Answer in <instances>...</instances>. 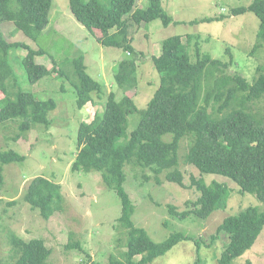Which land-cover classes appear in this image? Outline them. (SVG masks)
I'll list each match as a JSON object with an SVG mask.
<instances>
[{
  "label": "trees",
  "instance_id": "trees-1",
  "mask_svg": "<svg viewBox=\"0 0 264 264\" xmlns=\"http://www.w3.org/2000/svg\"><path fill=\"white\" fill-rule=\"evenodd\" d=\"M137 1L69 0V6L83 27L102 33L98 40L103 46L138 55L131 37L134 27L139 29L155 20L168 27L175 21L165 11L162 0H148L143 9L136 7ZM52 4L53 0H0V126L7 128L10 127L7 122L21 120L17 128L10 130L17 133L13 138L16 142L36 126H43V131L51 128L54 122L50 115L57 109V102L53 98L39 100L33 93L22 90L12 64L17 61L28 82L36 84L51 74L47 66L36 60L48 56L47 51L42 47L34 49L26 42H9L1 25L13 23L18 31L40 46L39 37L50 23ZM246 12L255 14L260 21L257 42L252 48L255 53L264 47V0H253L248 7L238 8L234 15ZM220 20L206 18L190 24ZM187 39L185 45L181 36L170 37L164 42L161 57L153 59L160 85L146 109L141 111L137 127L125 140L127 117L138 111L133 99L127 96L119 99L114 92L109 93L104 111L97 112L90 124L79 125L78 152L72 172L99 173L103 183L118 194L123 206L119 221L128 230L126 251L122 259L111 257L110 264H149L180 242L193 240L183 233H174L163 242H154L145 229L134 225L135 207L124 189L125 167L130 163L167 172L166 180L185 187L183 173L176 168L180 141L184 137L190 142L187 165L194 166L201 174L227 177L238 185L241 194H253L264 202V104L261 105L264 66L257 68L256 78L250 83L237 72L227 73L228 63L202 55L198 35H188ZM193 43L196 61L190 55ZM20 50L27 51V55L13 58L11 53ZM73 64L76 80L62 69L58 76L74 79L76 105L82 110L93 102L94 93L101 95V88L87 73L82 57L76 58ZM119 68L121 71L115 78L119 89L137 85L138 67L133 60L121 63ZM166 135L173 136L165 141ZM24 159L14 150L0 149V186L4 182V167ZM191 187L198 192L197 200L191 202L193 208L183 212L172 206L169 209L179 220L189 217L195 221L206 220L215 211L225 209L228 189L224 183L207 184L203 177L194 176ZM25 202L47 221L64 211L61 187L43 177L30 183ZM263 229L264 212L254 207L225 218L217 228L218 236L225 235L228 239L219 264H234L254 246ZM9 240L13 245V264H48L52 251L44 240L25 242L14 235ZM136 258L140 259L136 261Z\"/></svg>",
  "mask_w": 264,
  "mask_h": 264
},
{
  "label": "rangeland",
  "instance_id": "rangeland-1",
  "mask_svg": "<svg viewBox=\"0 0 264 264\" xmlns=\"http://www.w3.org/2000/svg\"><path fill=\"white\" fill-rule=\"evenodd\" d=\"M252 2L253 0H162L165 11L176 23L165 27L163 22L155 20L139 29L134 27V35L131 37L138 55L103 46L98 40L102 33L83 27L73 16L69 0H53L50 23L39 37L40 46L22 31H18L13 23L1 25L9 42H26L34 49L42 47L47 51L48 56H40L36 60L47 66L51 74L36 84L28 82L17 61L14 60L12 64L22 90L33 93L39 100L53 98L57 102V109L50 115L54 123L44 131L43 126H36L16 142L13 138L17 133L10 130L17 128L21 120L7 122L10 125L7 128L5 125L0 126V149L14 150L25 157L18 164L12 163L4 167V182L0 186L1 264L15 262L13 245L9 240L11 235L25 242L31 239L44 240L52 251L48 264H110L111 257L122 259V254L126 251L128 230L119 221L123 211L120 197L103 183L99 173L82 175L72 172L71 167L78 152L79 125L82 122L90 124L97 112L104 111L109 93L114 92L119 99L127 96L133 99L138 111L127 117L123 137L125 140L137 127L141 111L146 109L160 85L153 59L161 57L164 42L170 37L181 36L183 43L187 45L188 35H198L202 55L228 63L227 73L237 72L253 83L257 68L264 66V47L252 52L257 42L260 21L250 12L234 15L238 8L248 7ZM147 3L148 0H138L136 7L146 8ZM206 18L222 20L190 24L191 21ZM190 48V55L196 61L194 43ZM27 53L20 50L11 54L13 58H19ZM79 57L84 59L87 73L101 88V95L94 93L93 102L82 110L77 108L72 86L75 79L73 62ZM132 60L138 67L137 85L126 90L119 89L115 79L121 71L119 66ZM60 69L72 74L74 79L59 77ZM263 104L264 102L261 103ZM172 136L166 135L164 140L169 141ZM185 139L189 138L184 137L180 141L176 167L183 173L185 187L166 180L167 172H157L155 168L133 163L125 167L124 189L135 207L132 217L134 225L145 229L157 243L167 240L174 233H183L193 239L180 242L149 264H219L228 239L225 235L218 236L217 228L225 218L238 215L249 207L264 212V202L253 194H241L238 185L229 178L201 174L194 166L187 165L190 142ZM194 176L203 177L207 184L212 181L224 183L228 189L226 207L215 211L206 220L195 221V218L189 217L182 221L170 214L169 209L172 206L183 212L193 208L191 202L198 198V192L191 187V177ZM38 177L60 186L64 196V211L56 213L48 221L25 202L30 183ZM11 203L15 205L11 206ZM213 236L216 238L212 239ZM202 240L204 243L200 242ZM139 259L136 258V261ZM248 262L264 264V229L254 246L236 259L234 264Z\"/></svg>",
  "mask_w": 264,
  "mask_h": 264
},
{
  "label": "clouds",
  "instance_id": "clouds-1",
  "mask_svg": "<svg viewBox=\"0 0 264 264\" xmlns=\"http://www.w3.org/2000/svg\"><path fill=\"white\" fill-rule=\"evenodd\" d=\"M250 13H251V12H250ZM254 15H255V14H254ZM255 16H256V15H255ZM146 167H147V168H151V167H148V166H146ZM146 167H145V168H146Z\"/></svg>",
  "mask_w": 264,
  "mask_h": 264
}]
</instances>
